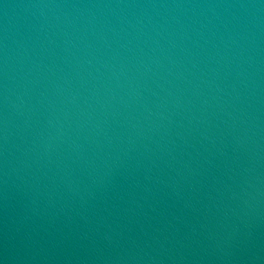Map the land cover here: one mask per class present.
I'll list each match as a JSON object with an SVG mask.
<instances>
[{"label":"water","instance_id":"obj_1","mask_svg":"<svg viewBox=\"0 0 264 264\" xmlns=\"http://www.w3.org/2000/svg\"><path fill=\"white\" fill-rule=\"evenodd\" d=\"M0 264H264V0H0Z\"/></svg>","mask_w":264,"mask_h":264}]
</instances>
